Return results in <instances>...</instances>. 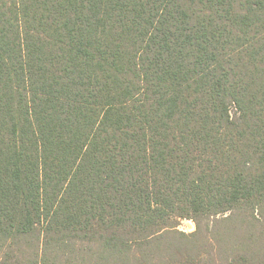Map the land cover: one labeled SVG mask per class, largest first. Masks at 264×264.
Returning a JSON list of instances; mask_svg holds the SVG:
<instances>
[{
  "label": "trees",
  "instance_id": "16d2710c",
  "mask_svg": "<svg viewBox=\"0 0 264 264\" xmlns=\"http://www.w3.org/2000/svg\"><path fill=\"white\" fill-rule=\"evenodd\" d=\"M0 264H264V0H0Z\"/></svg>",
  "mask_w": 264,
  "mask_h": 264
},
{
  "label": "rangeland",
  "instance_id": "374dc122",
  "mask_svg": "<svg viewBox=\"0 0 264 264\" xmlns=\"http://www.w3.org/2000/svg\"><path fill=\"white\" fill-rule=\"evenodd\" d=\"M177 230L188 235L195 232L196 226L192 220L183 219L179 221Z\"/></svg>",
  "mask_w": 264,
  "mask_h": 264
}]
</instances>
